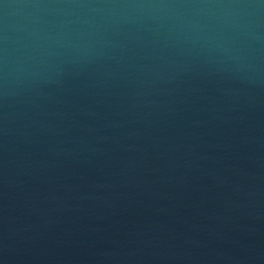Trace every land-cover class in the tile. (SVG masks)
Here are the masks:
<instances>
[{
	"label": "water",
	"instance_id": "water-1",
	"mask_svg": "<svg viewBox=\"0 0 264 264\" xmlns=\"http://www.w3.org/2000/svg\"><path fill=\"white\" fill-rule=\"evenodd\" d=\"M229 2H0V264H264V4L111 6Z\"/></svg>",
	"mask_w": 264,
	"mask_h": 264
},
{
	"label": "clouds",
	"instance_id": "clouds-1",
	"mask_svg": "<svg viewBox=\"0 0 264 264\" xmlns=\"http://www.w3.org/2000/svg\"><path fill=\"white\" fill-rule=\"evenodd\" d=\"M2 2V0H0ZM261 4H264V0H260ZM87 7H105L106 5H78ZM112 7H133V8H166V7H201V8H227V9H246V8H257L259 5L241 2V0H235V2L219 3V4H199V5H170L164 3H138L131 5H111ZM7 7V5H5ZM7 76L5 74L4 80L6 81Z\"/></svg>",
	"mask_w": 264,
	"mask_h": 264
}]
</instances>
